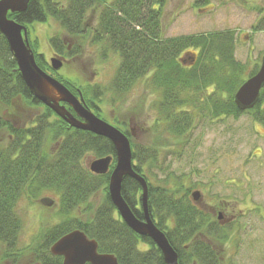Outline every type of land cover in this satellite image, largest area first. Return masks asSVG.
Here are the masks:
<instances>
[{"label":"trees","instance_id":"16d2710c","mask_svg":"<svg viewBox=\"0 0 264 264\" xmlns=\"http://www.w3.org/2000/svg\"><path fill=\"white\" fill-rule=\"evenodd\" d=\"M168 1L30 0L24 12L10 13L8 18L26 28L47 21L58 26L61 33L54 34L49 45L66 60L64 66L70 76L53 71L28 42L36 64L74 95L79 90L85 105L98 117L97 104L101 102L104 88L82 83L70 67L85 55H92L90 60L94 65L112 61L110 91L114 95L124 97L140 85L158 95V100L149 108L154 114L149 135L156 141L182 138L194 129L195 118L205 116L238 118L246 113L264 128V88L251 110L243 112L234 103L238 88L258 70L256 67L248 72L235 59L234 33L213 32L166 39L163 16ZM208 4L209 0L196 1L195 7ZM261 11L263 16L252 27L254 32H264V10ZM185 53L194 56L193 64L180 63ZM18 102L40 108L41 112L23 122L17 116L21 115L16 107ZM114 125L129 139L133 169L148 185L150 217L176 251L178 264H223L218 247L228 241L226 226L220 225L211 212L194 204L182 182L170 185L165 180L163 187L152 186L146 174L152 176L157 168L158 149L151 145L139 149L133 143L132 134L124 129L125 125ZM89 154L95 159L112 157L109 173L113 170L115 150L111 142L70 127L33 98L0 34V249L3 261L13 264L25 252L18 248L22 221L16 208L20 198L51 191L59 198L60 214L65 220L43 229L39 237L42 243L38 241L29 249L36 263L61 264V257L51 255L50 247L67 233L79 230L97 243L99 253L113 255L118 264H165L153 242L134 233L119 217L108 194L110 174H93L82 164ZM97 193L103 194V200L92 208L90 201ZM121 195L134 216L143 220L140 185L125 177ZM90 212L89 218L83 217ZM139 244L148 246V250H139Z\"/></svg>","mask_w":264,"mask_h":264},{"label":"rangeland","instance_id":"374dc122","mask_svg":"<svg viewBox=\"0 0 264 264\" xmlns=\"http://www.w3.org/2000/svg\"><path fill=\"white\" fill-rule=\"evenodd\" d=\"M196 1L201 0L168 1L163 16V37L232 31L235 59L245 65L248 72L258 67L264 56V32H254L252 27L263 16L264 0H209L207 6L197 8ZM56 33H61V30L52 21L34 23L27 28V41L48 65L52 57L58 56L49 45V39ZM91 56L85 55L68 67L76 71L82 83L104 88L101 102L97 104L100 119L112 126L114 123L125 125L124 129L132 134L133 143L139 145V149L149 145L158 149L157 168L152 171V176L146 174L149 183L163 187L165 180L170 185L182 182L190 194L200 192L197 205L202 210L211 213L224 211L222 222L228 229L225 230L228 241L218 247L223 264H264L263 126L246 113L238 118L211 119L205 116L195 118L194 129L182 138L168 137L156 141L149 135L154 126V114L149 108L158 100V95L142 85L124 97L114 95L110 91L114 73L112 61L94 65ZM58 58L66 63L63 57ZM57 73L70 76L65 66ZM16 107L21 111L17 116L23 122L41 112L40 108H32L23 102H18ZM156 130L159 133L158 128ZM93 160L95 157L89 154L83 158L82 164L88 167ZM42 198L50 199L53 205L42 206ZM102 200L103 194L97 193L90 201L92 208L100 205ZM58 202V196L51 191L20 198L16 208L22 221L18 248L25 252L13 264H30L25 257H33L29 249L38 241L42 243L39 237L43 229L65 220ZM71 216L79 218L76 214ZM90 216L91 212L83 217ZM138 249L148 250V246L139 244ZM1 257L0 249V264H11Z\"/></svg>","mask_w":264,"mask_h":264},{"label":"water","instance_id":"95a60500","mask_svg":"<svg viewBox=\"0 0 264 264\" xmlns=\"http://www.w3.org/2000/svg\"><path fill=\"white\" fill-rule=\"evenodd\" d=\"M30 0H0V34L5 38L9 51L16 62L17 71L33 98L50 109L58 118L70 127L90 132L106 138L115 150V166L109 173L108 194L119 217L134 233L149 238L160 251L165 264H178V255L170 245L166 235L153 223L148 211V185L132 166V152L128 137L114 126L97 117L84 103L79 90L74 95L61 82L38 67L34 54L27 41L26 27L9 19L8 14L22 13ZM194 56L185 53L180 58L183 65H191ZM53 71L58 72L64 61L58 57L49 60ZM264 88V56L257 72L249 77L234 94V103L241 111L251 110L259 100ZM67 107L73 112H69ZM112 157L95 159L88 164V170L96 175L109 172ZM134 179L141 187V207L143 220H138L121 195L123 179ZM191 199L197 203L200 193H191ZM40 204L51 207L53 201L42 198ZM220 218V214L218 215ZM53 256L62 257L63 264H118L110 254L98 252V245L83 232L73 230L58 239L49 249Z\"/></svg>","mask_w":264,"mask_h":264},{"label":"flooded vegetation","instance_id":"af4514ba","mask_svg":"<svg viewBox=\"0 0 264 264\" xmlns=\"http://www.w3.org/2000/svg\"><path fill=\"white\" fill-rule=\"evenodd\" d=\"M198 203V202H197ZM200 207V206H199ZM220 214V218L218 217V215ZM212 215L213 216H215V215H217V221L220 223V225H222V226H225L224 224H226L225 222H222L223 220V217L225 218V213H224V211L223 212H215V211H212ZM231 222V220L228 222V223H230ZM25 259L26 260H30V264L33 262L34 264H41V261L40 262H38V263H36V257L35 256H33V257H25ZM32 259V260H31ZM61 264H63V259H62V257H61Z\"/></svg>","mask_w":264,"mask_h":264}]
</instances>
